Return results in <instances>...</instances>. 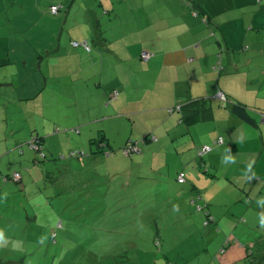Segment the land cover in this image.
I'll return each instance as SVG.
<instances>
[{
	"label": "crops",
	"instance_id": "obj_1",
	"mask_svg": "<svg viewBox=\"0 0 264 264\" xmlns=\"http://www.w3.org/2000/svg\"><path fill=\"white\" fill-rule=\"evenodd\" d=\"M5 1L0 86L17 95L18 84L24 117L35 87L45 108L67 102L110 111L95 125L82 124L86 134L79 139L119 141L127 125L126 143L146 142L139 156L129 158L141 178L150 173L169 184L183 173L186 182L177 184L194 196L205 230L228 239L231 248L219 252V264H245L252 253L264 258V0H36L46 5L33 4V14L45 18L35 50L38 84L29 81L28 55L21 54L22 70L2 69L12 64L15 30L30 27L2 21ZM53 5L61 6L58 15L50 13ZM15 6L7 9L26 22ZM27 7L22 13H31ZM21 43L27 46L25 39ZM144 53L151 57L144 60ZM219 94L230 103L223 105ZM6 105L0 106L3 128ZM236 106L251 121L238 117ZM112 119L110 130L103 121ZM207 145L213 150L201 160L198 152ZM13 194L0 193V204Z\"/></svg>",
	"mask_w": 264,
	"mask_h": 264
},
{
	"label": "rangeland",
	"instance_id": "obj_2",
	"mask_svg": "<svg viewBox=\"0 0 264 264\" xmlns=\"http://www.w3.org/2000/svg\"><path fill=\"white\" fill-rule=\"evenodd\" d=\"M5 3L2 21L8 19L30 27L20 25L25 29L22 32L25 37L18 33L16 38L15 34L13 42L18 45L12 51V64L2 69L7 73L22 70L21 54L28 55L32 59L29 81L38 84L39 57L35 50L45 18L41 13L33 14V4L40 3L45 8L46 5L36 0H6ZM14 3V10L26 17L27 23L7 9ZM0 5L1 10L4 4ZM25 6L31 13H22ZM24 39L26 47L19 44ZM16 86L17 95L0 86V106L9 102L7 124L4 128L0 126V176L11 179L14 173H19L23 178L22 188L12 180L0 184V193H14L11 198L6 197L8 202L0 204L1 261L10 264H219V252L224 247L231 248L228 239L217 238L213 230H205L198 215L203 212L198 210L194 196L186 193L188 188L174 180L167 184L150 173L141 178L140 169L132 164L133 159L121 153L126 144L123 135L129 130L127 125L119 141L101 144L102 136L82 141L79 139L82 124L95 125L97 119L110 111L102 113L99 107L84 111L67 102L59 109L45 108L40 106L38 87H35V92L29 95L30 114L24 117L19 108L26 103L17 102L21 89ZM114 122V119L103 121L110 130ZM85 134L86 131L81 134L83 138ZM37 142L46 156L43 161L33 149ZM145 148L146 145L141 146L142 150ZM81 151L90 156H71ZM109 151L113 156L107 157Z\"/></svg>",
	"mask_w": 264,
	"mask_h": 264
},
{
	"label": "trees",
	"instance_id": "obj_3",
	"mask_svg": "<svg viewBox=\"0 0 264 264\" xmlns=\"http://www.w3.org/2000/svg\"><path fill=\"white\" fill-rule=\"evenodd\" d=\"M259 1V0H258ZM261 1V0H260ZM53 6H59V5H53ZM53 6H51L50 7V9L49 10H51V8L53 7ZM61 7V6H60ZM51 13V12H50ZM60 13V12H59ZM58 13V14H59ZM57 14V15H58ZM16 31V33H14V35L16 34H18V32H17V30H15ZM88 45V44H87ZM89 47V46H88ZM220 60L222 59V55H220V58H219ZM39 94L37 93V96H38ZM223 95V94H222ZM224 96V95H223ZM40 97V96H39ZM225 98H226V102H223V101H221L218 97H216V98H218L220 101H221V103L223 104V105H228L230 102H229V99H228V97L227 96H224ZM35 98V97H34ZM32 100V99H31ZM30 100V101H31ZM177 110H180V108H176ZM233 111H234V113L238 116V117H240V118H242V119H244V120H246V121H251L248 117H247V115H246V113L244 112V110H243V108H241V107H238V106H236V107H234L233 108ZM263 118H264V115H263ZM150 141V140H149ZM106 142V140L104 139V137L102 136L101 138H100V141H99V143H101V144H106L105 143ZM39 143V142H38ZM108 143V142H107ZM146 142H145V140L143 139V140H140V141H129V142H127L125 145H124V147L121 149V153H122V155L125 157V158H133V157H135L137 154H140V153H142V149H141V146H143L144 144H145ZM218 143H219V140H218ZM217 144V143H216ZM107 145V144H106ZM218 145V144H217ZM35 146V145H34ZM33 146V147H34ZM39 146H40V144H39ZM204 147H206V146H203L202 148H200V150H199V152H198V156H199V159H201V160H203V158L208 154V153H210L212 150H213V147L212 146H208L207 145V147H209L210 148V152H208V153H205V154H203V155H201L200 153L202 152V150L204 149ZM131 148V149H130ZM34 149V148H33ZM128 149H130V150H134V149H136V151L135 152H132V151H130L129 153H126V151L128 150ZM36 151V153H38V155H39V160H41V161H43L42 159H44L45 160V158H46V156H45V153L43 152V149H39V150H35ZM113 153V152H112ZM71 156H76V157H78V158H83V157H85V156H87V157H89L90 155L89 154H86L84 151H81V152H73L72 154H71ZM111 156H113V154H111L110 153V151L107 153V157H111ZM18 175L19 176V179L18 180H16L15 178H14V175ZM12 177H11V179L10 178H8V177H5V178H2L1 176H0V184L1 185H3V184H5L6 182H8L9 180H12V182H14L15 184H18V185H20L21 187H22V185H21V183H22V177H21V175L19 174V173H15ZM180 177H182L183 178V183H180L179 182V180H180ZM143 179H145V178H143ZM177 182L179 183V184H184L185 182H186V179L184 178V174L182 173V174H179L178 175V177H177ZM210 221L208 220V223H209ZM207 223V224H208ZM55 237H56V234H53V239H55ZM225 249V248H224ZM247 257H249V259H246L245 260V264H264V258L263 259H257V258H255V256H253V253L252 254H250V255H248ZM0 264H10V263H4L3 261H1V259H0Z\"/></svg>",
	"mask_w": 264,
	"mask_h": 264
},
{
	"label": "built area",
	"instance_id": "obj_4",
	"mask_svg": "<svg viewBox=\"0 0 264 264\" xmlns=\"http://www.w3.org/2000/svg\"><path fill=\"white\" fill-rule=\"evenodd\" d=\"M60 10H61V7H60V6H53V7L51 8L50 12H51V14H53V15H57V14L60 12ZM73 45H74L75 47L79 46V44H77V43H74ZM83 47H84L86 50H90L87 44H83ZM142 57H143L144 60H148V59L151 57V55H150V54H147V53H144V54L142 55ZM217 97H218L221 101L226 102V98H225L222 94H219ZM221 142H222V139L219 140V143H221ZM33 148H34V150L42 149V148L39 146V143H38V142L36 143V145H35ZM130 149H131V148H130ZM130 149H128V150L126 151V153H129L130 151H132V152H135V151H136V149H134V150H130ZM208 152H210V148L206 146V147H204V149L202 150V152H201L200 154L203 155V154L208 153ZM14 178H15L16 180H18V179H19V176L16 174V175H14ZM179 182H180V183H183V178H182V177H180Z\"/></svg>",
	"mask_w": 264,
	"mask_h": 264
},
{
	"label": "clouds",
	"instance_id": "obj_5",
	"mask_svg": "<svg viewBox=\"0 0 264 264\" xmlns=\"http://www.w3.org/2000/svg\"><path fill=\"white\" fill-rule=\"evenodd\" d=\"M261 225L264 226V219H262V221H261Z\"/></svg>",
	"mask_w": 264,
	"mask_h": 264
}]
</instances>
